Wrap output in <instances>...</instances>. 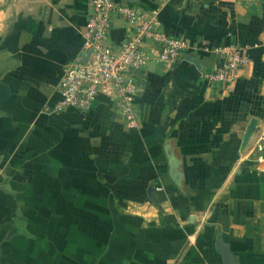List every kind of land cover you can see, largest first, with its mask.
Here are the masks:
<instances>
[{"label":"crops","instance_id":"crops-1","mask_svg":"<svg viewBox=\"0 0 264 264\" xmlns=\"http://www.w3.org/2000/svg\"><path fill=\"white\" fill-rule=\"evenodd\" d=\"M87 1L0 0V264H225L220 244L264 264V0H125L195 45L145 44L135 128L102 92L51 111ZM128 29L113 16L107 41ZM228 43L247 62L208 82L221 58L200 45Z\"/></svg>","mask_w":264,"mask_h":264},{"label":"built area","instance_id":"built-area-1","mask_svg":"<svg viewBox=\"0 0 264 264\" xmlns=\"http://www.w3.org/2000/svg\"><path fill=\"white\" fill-rule=\"evenodd\" d=\"M87 4L82 51L62 65L56 85L59 99L51 111L65 107L88 109L96 95L102 92L113 99L126 127H138L133 106L141 86L135 71L150 57L145 44L155 47L154 60L167 62L181 58L195 45L180 36L167 34L155 9H141L125 0H88ZM113 16L123 19L129 26L126 36L115 43L107 41ZM200 47L221 58L219 64L202 72L201 77L208 82L228 84L248 60L235 43L202 44Z\"/></svg>","mask_w":264,"mask_h":264},{"label":"water","instance_id":"water-1","mask_svg":"<svg viewBox=\"0 0 264 264\" xmlns=\"http://www.w3.org/2000/svg\"><path fill=\"white\" fill-rule=\"evenodd\" d=\"M255 123V118L251 117L248 121V124L245 128L243 137H242V143H244L246 141V139L248 138L249 134L252 131L253 125ZM219 249V251L222 254V259L225 262V264H235V259L233 257V255L231 254V252L229 251V249L227 248L226 245L220 244V247H217Z\"/></svg>","mask_w":264,"mask_h":264}]
</instances>
